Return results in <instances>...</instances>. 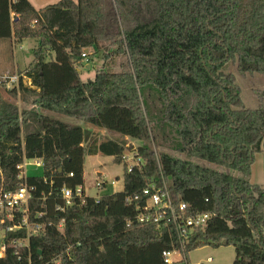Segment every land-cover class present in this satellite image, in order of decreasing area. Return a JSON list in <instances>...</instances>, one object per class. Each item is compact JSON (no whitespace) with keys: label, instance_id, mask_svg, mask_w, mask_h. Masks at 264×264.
<instances>
[{"label":"trees","instance_id":"obj_1","mask_svg":"<svg viewBox=\"0 0 264 264\" xmlns=\"http://www.w3.org/2000/svg\"><path fill=\"white\" fill-rule=\"evenodd\" d=\"M27 40L38 43L33 61L5 92L22 108L0 91V192L35 187L30 222L45 231L31 237L30 252L14 244L26 240L25 231L8 235L0 264H164L174 235L139 224L126 203L162 178L189 214L212 216L188 254L232 247L234 264H264V188L250 181L263 153L264 104L246 108L236 77L225 71L232 62L241 75L264 76V0H62L41 10L28 0H0V41ZM87 49L125 61L118 72L82 82ZM46 113L145 144L157 140L154 129L163 142L170 132L182 159L161 155L159 162L140 147L145 164L129 172L123 144ZM98 154L125 164L123 191L74 197L58 212L63 190L84 187L87 157ZM32 160L43 162L44 177L20 179L19 167Z\"/></svg>","mask_w":264,"mask_h":264},{"label":"rangeland","instance_id":"obj_2","mask_svg":"<svg viewBox=\"0 0 264 264\" xmlns=\"http://www.w3.org/2000/svg\"><path fill=\"white\" fill-rule=\"evenodd\" d=\"M36 9L41 10L49 5H54L62 0H31ZM38 43L35 40H27L22 44L14 43L10 41H0V66H6L9 71H13L15 63L19 64L20 70L17 72H12L10 76L15 74L19 75L22 70L28 67L33 61V52L37 48ZM89 51V61L90 63L83 61L82 65L79 67L80 77L82 82H87L88 80H93L98 72L102 70L118 72L120 71V65L125 61L123 58H109L104 59V54L99 52L95 53L94 49H88ZM104 55V56H103ZM90 67L88 70L87 67ZM227 73H230L236 77V84L240 90L241 99L246 108L258 109L261 104H264V97H262V92L264 91V76L258 74H248L241 75L238 72L237 65L234 63L228 64L225 68ZM1 72V69H0ZM20 76V75H19ZM26 81V80H25ZM28 84V83H27ZM8 86L1 83L0 80V91L3 96L10 100L11 102L17 104L22 108L20 101L10 99L6 95V90ZM53 119L60 120L62 122L68 123L74 126H80L85 132H95L94 136L98 140H112L123 144L127 148L138 149L140 147H148L152 150L155 155L160 157L161 155H168L175 158H181L174 152L172 147V137L173 134L170 132L166 134L167 141L163 142V134L155 130L157 140L152 144H145L140 141H133L131 139L124 140L123 137L116 135L114 133H109L105 130H99L91 125L83 122H78L73 119L65 118L51 113H46ZM157 112H154L152 117L155 119L154 126L160 127L157 119ZM97 132V133H96ZM99 132V133H98ZM184 159L191 161L195 164L201 165L203 167L211 168L217 171H225L222 168L216 167L205 162H200L197 160H192L187 157ZM35 160L28 161L26 166V175L29 178H42L44 177V168L36 167ZM125 164H119L114 161L111 157H106L101 154L96 156H88L85 165L84 172V188L87 195L90 197L113 195L123 191L124 182V172ZM252 176L250 181L262 188H264V152L257 154L255 157V164L252 167ZM113 182L115 183L113 185ZM97 183L105 184V188L99 190L96 188ZM235 250L232 247H222L220 249H213L211 247L199 248L188 254V261L190 264H234L235 261ZM212 258L214 262L207 263V260Z\"/></svg>","mask_w":264,"mask_h":264},{"label":"built area","instance_id":"obj_3","mask_svg":"<svg viewBox=\"0 0 264 264\" xmlns=\"http://www.w3.org/2000/svg\"><path fill=\"white\" fill-rule=\"evenodd\" d=\"M82 58L87 64L90 63L88 49L84 50ZM0 80L10 90L19 86L20 76L17 74L13 76L8 75L3 76ZM125 148L123 162L127 164L128 171L132 172L135 169H142L145 162L139 156L138 150ZM156 157L159 161V157L157 155ZM34 162H36V167H44L41 160H35ZM27 163L28 161H24L19 167V170H21L20 179L26 180L28 178L25 171ZM96 188L102 190L105 188V184L97 183ZM62 196L65 205L57 208V211L61 213L66 212L69 207L73 206L74 197H90L87 195L84 187L76 188L75 192L64 189ZM100 197L91 198L99 199ZM35 200V187L29 186L26 182L15 192H0V260L5 259L8 252V235L25 231L26 240L15 241L14 244H18L20 248H26L30 252L31 237H38L41 233H44V225L30 222V204ZM126 203L135 206L137 222L139 224L155 225L161 232H168L174 235L175 244L162 255L164 264H190L187 250L191 238L197 230L207 226L209 220L212 218L211 215L192 216L189 214L187 204L174 201L169 183L164 178H162L160 185L156 183L148 184L139 194L126 198ZM42 217V214L36 216L37 219ZM63 227L64 223L62 222L59 225V229L63 230ZM212 262H214L212 258L207 260V263Z\"/></svg>","mask_w":264,"mask_h":264},{"label":"crops","instance_id":"obj_4","mask_svg":"<svg viewBox=\"0 0 264 264\" xmlns=\"http://www.w3.org/2000/svg\"><path fill=\"white\" fill-rule=\"evenodd\" d=\"M31 4H32V6L34 7V4L32 3V1L31 0H28ZM35 9H36V7H34ZM37 10V9H36ZM39 10V9H38ZM11 43L12 44H14V42H12L11 41ZM0 69H1V72H0V78H2L3 76H8V75H10L13 71L14 72H17L18 70H20V68H19V64H16L15 63V67H14V69H13V71H9V68L8 67H6V66H0ZM26 69V68H25ZM24 69V70H25ZM87 69L89 70L90 69V67L88 66L87 67ZM23 71V70H22ZM24 83L25 84H27L28 83V85L30 84V82L28 81V80H26V81H24ZM91 132V131H90ZM91 133H93V134H95V132H91ZM97 133V132H96ZM99 133V132H98ZM123 139H126V140H128V138H123ZM252 172H253V170H252ZM252 176V175H251ZM254 184V183H253Z\"/></svg>","mask_w":264,"mask_h":264},{"label":"water","instance_id":"obj_5","mask_svg":"<svg viewBox=\"0 0 264 264\" xmlns=\"http://www.w3.org/2000/svg\"><path fill=\"white\" fill-rule=\"evenodd\" d=\"M262 150L264 152V142H263V145H262ZM235 177H237V175H235Z\"/></svg>","mask_w":264,"mask_h":264}]
</instances>
